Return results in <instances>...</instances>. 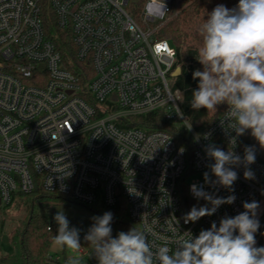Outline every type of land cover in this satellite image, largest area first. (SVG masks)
<instances>
[{
	"label": "built area",
	"instance_id": "2783aa9c",
	"mask_svg": "<svg viewBox=\"0 0 264 264\" xmlns=\"http://www.w3.org/2000/svg\"><path fill=\"white\" fill-rule=\"evenodd\" d=\"M45 1L57 25L71 33L74 57L85 64L81 75L67 67L44 31ZM131 1L0 0V208L36 184L86 206L113 207L122 200L153 251L164 245L174 251L190 233L195 237L212 222L219 226L221 218L243 212L244 202L264 197V163L248 166L254 173L249 180L244 166L234 167L238 179L232 190L205 184L203 174L211 176L214 163L206 147L243 157V135L230 129L228 106L202 132L189 128L179 108L180 90L172 89L169 80L175 76L176 50L154 36L176 13L178 0H144L143 24L130 14ZM158 109L190 131L192 173L186 184L195 206L206 202L193 196V184L219 197L234 195L232 204L184 223L192 206L187 208L179 194L187 166L183 147L166 132L119 125ZM261 217L264 221V213ZM80 244L68 254L51 253L48 264H76L77 257L92 264L91 252Z\"/></svg>",
	"mask_w": 264,
	"mask_h": 264
},
{
	"label": "clouds",
	"instance_id": "9594fccd",
	"mask_svg": "<svg viewBox=\"0 0 264 264\" xmlns=\"http://www.w3.org/2000/svg\"><path fill=\"white\" fill-rule=\"evenodd\" d=\"M197 32L200 37L197 59L202 69L192 73L193 79L198 80L192 93V109L216 112L218 105L226 104L227 119L232 121L230 129L237 136L250 130L264 149V0H238L232 8L218 4L207 13V19L203 18ZM205 151L214 160L209 165L212 175L203 174L205 184L210 187L219 185L232 190L238 179L234 167L244 166V178H254L248 167L256 160L254 146H245L243 157L215 145H208ZM190 191L197 200L206 203L192 206L183 216L185 224L212 216L221 205L232 204L236 199L234 195L216 196L196 184L191 185ZM243 208L234 217L221 218L219 226L212 222L209 229L201 230L197 236L190 233L188 238L177 241L174 251L167 245L153 251L146 232L136 227L113 237L111 212L93 216L84 239L98 264H264V246L257 247L255 239L260 227L259 203L244 202ZM53 219L58 225L54 244L79 250L80 230L70 227L63 211L57 212Z\"/></svg>",
	"mask_w": 264,
	"mask_h": 264
},
{
	"label": "trees",
	"instance_id": "16d2710c",
	"mask_svg": "<svg viewBox=\"0 0 264 264\" xmlns=\"http://www.w3.org/2000/svg\"><path fill=\"white\" fill-rule=\"evenodd\" d=\"M218 4H224L226 7L232 8L238 4V0H180L179 12L169 20L163 22L158 30H156L158 38L168 40L176 50L175 66H179L181 71L178 75L171 76L170 86L174 90H180V111L192 129L197 133L202 132L213 123L227 107L226 104L218 105L216 112H208L204 108L197 111L191 107L192 93L198 86V80L193 79L192 73L197 69H202V65L197 59L198 48L200 47V37L197 29L202 23L203 18L207 19V13L211 12ZM141 6L142 0L131 1L128 5V10L140 24H143L140 15ZM42 19L46 35L61 53L67 67L81 75V69L85 67V64L79 62L74 57L75 47L72 44L71 33L69 30L62 29L57 25L54 12L46 1L42 7ZM84 81L85 79L81 78V82L83 83ZM119 125L135 126L147 132L155 130L166 132L172 137L176 145L183 147L187 166L179 183V194L187 208L195 205L187 195L186 179L192 173V147L190 144L191 134L186 125L173 122L165 116L161 109L146 114L129 116L124 122L119 123ZM245 146H254L256 160L264 163V149L251 136L250 130L243 135L240 144L243 152ZM15 196L21 197L23 204H26L28 207V212L22 226L17 231H14V234L17 236L14 241L15 253L11 256L0 255V264H48L53 237L56 234L53 225L54 219H49L44 215L35 213L33 207L36 201L41 206L47 207L50 204L67 203L73 200L63 194L48 192L39 184H36L30 193H16L13 198ZM88 207L95 210L99 216L105 212L113 214L111 223L113 237L120 231L127 232L129 229L135 227L128 217L122 200L118 201L113 207H107L101 203ZM67 218L70 222V227L79 229V220ZM259 223L260 227L255 234L257 247L264 246V226H262L264 221H262V217L259 218ZM91 225L92 223L89 224L86 232ZM84 237L83 232L80 231L82 245L91 252V246L88 245ZM91 258L94 259L92 264H98L93 254H91Z\"/></svg>",
	"mask_w": 264,
	"mask_h": 264
},
{
	"label": "rangeland",
	"instance_id": "374dc122",
	"mask_svg": "<svg viewBox=\"0 0 264 264\" xmlns=\"http://www.w3.org/2000/svg\"><path fill=\"white\" fill-rule=\"evenodd\" d=\"M179 2L180 0H178L174 6V12H176L174 15H176L180 10ZM143 3L144 0H142V5ZM174 15L169 16L165 21L169 20ZM154 36L158 38L156 32ZM169 80H171V77H169ZM180 100L181 93L179 101ZM196 175L197 177L201 176L200 174ZM262 189H264V187H262ZM13 199L14 200L10 205L0 208V255L2 256H11L15 253L16 248L14 245V241L17 236L14 234V231H17L22 226L24 218L26 217V214L28 212V207L26 206V204H23V200L21 199V197L15 196ZM258 203L259 208L257 210V219L259 220L262 213H264V197L258 198ZM29 207L31 208L30 205ZM33 209L35 213L44 215L49 219L53 218L57 212L63 211L67 217L79 220V230L83 232L86 231L90 223H93L92 217L99 216L98 213L90 207L73 201H68L67 203L60 202L59 204H50L47 207L41 206L38 201H36ZM53 225L57 233L58 225L55 221ZM68 251L69 248H61L55 245L54 242L52 243L50 249V253L58 254H62L64 252L68 254ZM75 257L77 256L75 255ZM75 261L76 264H82L81 260L78 257Z\"/></svg>",
	"mask_w": 264,
	"mask_h": 264
},
{
	"label": "water",
	"instance_id": "95a60500",
	"mask_svg": "<svg viewBox=\"0 0 264 264\" xmlns=\"http://www.w3.org/2000/svg\"><path fill=\"white\" fill-rule=\"evenodd\" d=\"M133 1H136V0H133ZM180 71H181V69H180V67L179 66H177L176 68H175V71L173 72V75H178L179 73H180Z\"/></svg>",
	"mask_w": 264,
	"mask_h": 264
}]
</instances>
